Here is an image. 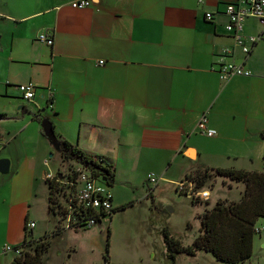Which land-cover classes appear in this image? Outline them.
<instances>
[{"label": "crops", "instance_id": "obj_1", "mask_svg": "<svg viewBox=\"0 0 264 264\" xmlns=\"http://www.w3.org/2000/svg\"><path fill=\"white\" fill-rule=\"evenodd\" d=\"M72 1L0 0V160H9L0 170V264L11 263L3 247L24 242L28 220L37 226L38 191L56 173L35 113L59 139L113 164L114 185L140 162L142 177L155 171L173 184L206 167L264 163L262 41L246 61L251 75L224 80L212 69L235 44L225 26L237 0ZM255 22L246 19V35L264 33ZM233 58L244 59L240 47ZM28 82L32 100L17 87ZM204 113L214 136L198 130Z\"/></svg>", "mask_w": 264, "mask_h": 264}, {"label": "rangeland", "instance_id": "obj_2", "mask_svg": "<svg viewBox=\"0 0 264 264\" xmlns=\"http://www.w3.org/2000/svg\"><path fill=\"white\" fill-rule=\"evenodd\" d=\"M255 20L256 28L264 25L261 20ZM261 41L258 62L264 70V40ZM51 148L49 166L53 172L66 171L77 164L64 160L56 147ZM156 166L162 167L163 163L159 162ZM254 166L263 170V160L260 165ZM143 168L144 163H137L135 171H126L127 181H117L112 186L117 209L111 217L89 229L66 230L56 235L52 234L57 229L58 219L49 210V189L45 184L38 191L33 210V217L37 221L34 237L40 238L47 233L51 235V244L44 255L43 264H104L107 250L113 264H174L168 254L164 229L167 228L183 245H191L201 229L200 215L219 199L240 200L245 189L244 182L214 175L201 188L211 192L209 200L202 201L177 191L176 185L168 180H160L158 184L150 182L148 174L142 177V173L146 172ZM178 168V165L174 166L171 173H176ZM151 173L158 178L161 176L155 171ZM256 227L260 231L255 235L251 264H264V217L259 218ZM15 256L14 252L7 255L8 260ZM175 263L230 264L205 250H198L194 254L178 252Z\"/></svg>", "mask_w": 264, "mask_h": 264}, {"label": "built area", "instance_id": "obj_3", "mask_svg": "<svg viewBox=\"0 0 264 264\" xmlns=\"http://www.w3.org/2000/svg\"><path fill=\"white\" fill-rule=\"evenodd\" d=\"M91 0H73L71 5L77 8L88 7ZM226 13L229 21L226 24V31L235 40V44L227 46L218 55L212 69L216 71L221 79L228 80L234 76L251 75L252 71L246 66L248 57L252 54L255 46L264 40V33L248 36L244 33V22L248 18H256L264 22V0H237L228 2ZM214 14L206 13V18L212 20ZM40 41L53 45L54 38L41 33L38 36ZM237 47L241 48L244 59L236 61L233 56ZM21 95L32 100L35 96V85L32 82L21 83L18 86ZM198 130L208 136L217 133L215 128L208 126V116L204 113L199 120ZM150 182L158 184L162 177H157L154 173H148ZM47 180L53 181L57 198L53 202V210L58 219L57 227L62 230L89 229L105 218L111 217L115 207L114 193L108 179L103 175L95 173L82 163L73 165L66 171L58 170L50 173ZM177 191L187 193L198 200L207 201L211 196L208 189L198 187V178L194 174L186 176L175 183ZM51 211V208H50ZM36 226V222L28 220L26 232H31ZM260 228H257V232ZM22 247L19 245L5 244L3 253L14 252L20 255ZM104 264H113L111 261Z\"/></svg>", "mask_w": 264, "mask_h": 264}, {"label": "trees", "instance_id": "obj_4", "mask_svg": "<svg viewBox=\"0 0 264 264\" xmlns=\"http://www.w3.org/2000/svg\"><path fill=\"white\" fill-rule=\"evenodd\" d=\"M33 117L42 122V118L38 114H33ZM59 141L61 144L59 151L64 160L82 163L95 173L103 175L111 185H114L116 168L113 164L107 162L100 155L80 149L66 139ZM195 175L198 178V187H203L212 176L221 175L234 181L244 182L245 189L240 200L219 199L213 207L207 208L200 215L201 229L191 245H183L179 239L171 235L167 228L164 229L168 254L174 264H176L175 258L178 252L186 251L194 254L198 250L212 252L217 259L230 264L239 262L251 264L250 259L254 254V239L258 233L257 221L260 217H264V169L206 167L197 170ZM47 185L49 209L51 208L50 212L54 215L53 202L57 198L55 187L53 181L50 180H47ZM63 231L57 227L52 235L60 234ZM108 232L110 236V228H108ZM50 237V233H47L40 238H35L32 231L26 232L24 242L19 245L22 247L21 254L16 255L10 264H43L44 255L51 244ZM108 252L107 250L104 263L110 261Z\"/></svg>", "mask_w": 264, "mask_h": 264}, {"label": "water", "instance_id": "obj_5", "mask_svg": "<svg viewBox=\"0 0 264 264\" xmlns=\"http://www.w3.org/2000/svg\"><path fill=\"white\" fill-rule=\"evenodd\" d=\"M43 132L48 137V139L51 141V143L56 147L58 150L60 149V139L55 131L53 122L50 118L44 117L41 122ZM9 169V160L6 158H3L0 160V170L1 171H7Z\"/></svg>", "mask_w": 264, "mask_h": 264}]
</instances>
